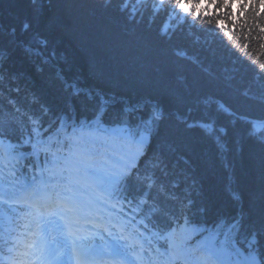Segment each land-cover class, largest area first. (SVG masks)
Instances as JSON below:
<instances>
[{"label":"trees","instance_id":"obj_1","mask_svg":"<svg viewBox=\"0 0 264 264\" xmlns=\"http://www.w3.org/2000/svg\"><path fill=\"white\" fill-rule=\"evenodd\" d=\"M29 182L144 264H264V0H0V187ZM40 217L0 199V264L48 259Z\"/></svg>","mask_w":264,"mask_h":264},{"label":"rangeland","instance_id":"obj_2","mask_svg":"<svg viewBox=\"0 0 264 264\" xmlns=\"http://www.w3.org/2000/svg\"><path fill=\"white\" fill-rule=\"evenodd\" d=\"M58 244L61 245V241L60 240H57ZM75 250H79V248H76V247H73L69 250H67V252H75ZM53 261L50 262V264H68V260L67 258H65L64 256H61L60 258L56 259L54 261V259H52Z\"/></svg>","mask_w":264,"mask_h":264}]
</instances>
